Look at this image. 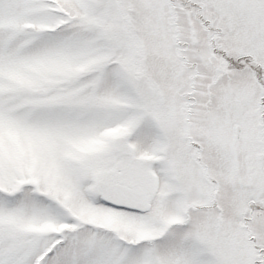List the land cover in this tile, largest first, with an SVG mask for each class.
<instances>
[{
  "label": "snow or ice",
  "instance_id": "1",
  "mask_svg": "<svg viewBox=\"0 0 264 264\" xmlns=\"http://www.w3.org/2000/svg\"><path fill=\"white\" fill-rule=\"evenodd\" d=\"M0 264H264V0H0Z\"/></svg>",
  "mask_w": 264,
  "mask_h": 264
}]
</instances>
